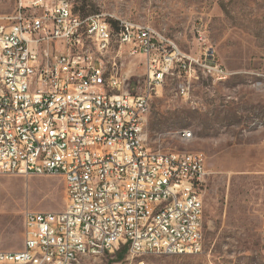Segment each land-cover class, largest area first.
<instances>
[{
    "label": "built area",
    "instance_id": "obj_1",
    "mask_svg": "<svg viewBox=\"0 0 264 264\" xmlns=\"http://www.w3.org/2000/svg\"><path fill=\"white\" fill-rule=\"evenodd\" d=\"M115 28L69 0H16L0 15V174L59 176L66 194L61 212L25 213L22 249L0 251V264H90L121 246L130 257L203 250L204 157L152 152L144 129L167 82L187 99L192 83L230 72L200 29L187 51L148 26ZM113 37L144 65L138 94L105 66Z\"/></svg>",
    "mask_w": 264,
    "mask_h": 264
},
{
    "label": "rangeland",
    "instance_id": "obj_2",
    "mask_svg": "<svg viewBox=\"0 0 264 264\" xmlns=\"http://www.w3.org/2000/svg\"><path fill=\"white\" fill-rule=\"evenodd\" d=\"M69 1L80 17L102 14L114 28L116 19L148 26L187 51L196 49L200 29L230 72L224 82L192 83L187 99L177 94L175 82H167L146 116L152 152L204 157L202 252L130 257L121 246L90 264H264V91L256 86L257 75L264 74V0ZM15 2L0 0V15L12 14ZM105 66L116 67L128 90L140 93L144 65L119 50L115 37ZM65 206L59 176L0 174V251L22 249L25 213L61 212Z\"/></svg>",
    "mask_w": 264,
    "mask_h": 264
},
{
    "label": "trees",
    "instance_id": "obj_3",
    "mask_svg": "<svg viewBox=\"0 0 264 264\" xmlns=\"http://www.w3.org/2000/svg\"><path fill=\"white\" fill-rule=\"evenodd\" d=\"M122 252H123V256H124V254L126 253V248H125V250H123Z\"/></svg>",
    "mask_w": 264,
    "mask_h": 264
}]
</instances>
